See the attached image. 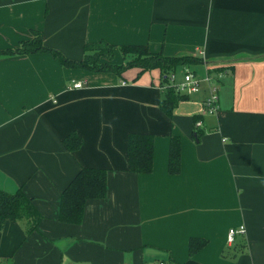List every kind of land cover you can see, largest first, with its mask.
<instances>
[{"label": "crops", "instance_id": "crops-1", "mask_svg": "<svg viewBox=\"0 0 264 264\" xmlns=\"http://www.w3.org/2000/svg\"><path fill=\"white\" fill-rule=\"evenodd\" d=\"M34 32L70 60L100 41L199 57L218 110L200 116L202 84L164 115L158 69L117 76L47 52L0 56V191L23 190L43 217L28 235L5 224L0 264H264V0H0V51ZM130 133L153 136L148 174L127 171ZM70 134L81 139L74 152L62 144ZM173 136L180 165L170 175ZM81 167L105 170V196L86 203L79 225L59 223V194ZM239 226L242 250L226 243ZM190 238L206 241L192 257Z\"/></svg>", "mask_w": 264, "mask_h": 264}, {"label": "trees", "instance_id": "trees-1", "mask_svg": "<svg viewBox=\"0 0 264 264\" xmlns=\"http://www.w3.org/2000/svg\"><path fill=\"white\" fill-rule=\"evenodd\" d=\"M115 50L121 57V63L115 62ZM47 52L57 57L63 67L82 69L91 73H113L120 76L124 71L138 68L141 71L158 69L162 84L168 85V77L185 68L200 65L201 59L196 56H164L160 53L149 52L146 46L128 45L115 48L100 41L85 44L80 60H70L59 52L47 48L43 44L41 34L34 32L32 38L23 40L14 50L0 51V56L29 55ZM179 70V71H178ZM192 71V70H191ZM194 74L195 72L192 71ZM188 96L177 94L172 88L165 89V96L160 104V110L170 117L173 109L180 101ZM201 117L193 119L196 123ZM177 137L170 138L167 171L170 175L179 172L180 145ZM63 147L68 152L79 149L81 139L70 134L62 140ZM125 157L127 171L135 174H148L152 171L153 136L143 133H130L125 141ZM106 193V172L100 168L81 167L67 186L60 192L57 221L63 224L79 225L82 222L85 205L89 201L103 199ZM43 217L23 190L9 194L0 191V231L9 222H18L24 226L28 235L38 230ZM234 240L233 248L244 249L243 241ZM206 244L200 238H190L188 241L189 256H193ZM230 246V245H229ZM232 248V249H233Z\"/></svg>", "mask_w": 264, "mask_h": 264}, {"label": "built area", "instance_id": "built-area-1", "mask_svg": "<svg viewBox=\"0 0 264 264\" xmlns=\"http://www.w3.org/2000/svg\"><path fill=\"white\" fill-rule=\"evenodd\" d=\"M202 84L208 86L209 94L201 103L200 116H211L215 115L218 110V96L217 90L214 85V80L210 75H205L203 77L196 76L189 69H183L180 81L177 80L176 73H172L168 77V85L163 86L166 88H172L175 93L182 94L186 96H191L198 93ZM83 86L82 82H75L71 88L79 89ZM196 127H201V121L194 123ZM245 234L244 226H239L238 228H230L226 235V243L232 245L234 240L238 236ZM153 264H167L165 262L156 261Z\"/></svg>", "mask_w": 264, "mask_h": 264}, {"label": "rangeland", "instance_id": "rangeland-1", "mask_svg": "<svg viewBox=\"0 0 264 264\" xmlns=\"http://www.w3.org/2000/svg\"><path fill=\"white\" fill-rule=\"evenodd\" d=\"M197 66H198V65H197ZM197 66L190 67V68L192 69V71L195 72V75H196V76L200 77V76H201V69H199V67H197ZM190 68H189V69H190ZM178 71H179V70H178ZM178 81H180V80H178ZM238 237H241V236H238Z\"/></svg>", "mask_w": 264, "mask_h": 264}]
</instances>
